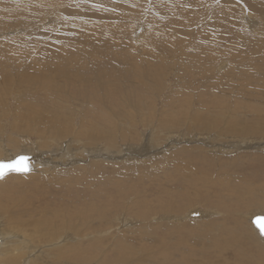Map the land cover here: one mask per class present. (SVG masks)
Instances as JSON below:
<instances>
[{
    "label": "rangeland",
    "instance_id": "374dc122",
    "mask_svg": "<svg viewBox=\"0 0 264 264\" xmlns=\"http://www.w3.org/2000/svg\"><path fill=\"white\" fill-rule=\"evenodd\" d=\"M108 1L0 0V138L19 153L11 127L25 113L17 133L63 121L60 135L81 154L0 179L1 227L30 242L28 254L5 264H121L120 248L141 244L161 251L156 264H170L201 235L223 243L227 264L264 263L246 235L263 240L249 218L264 215V0ZM110 128L136 140L150 131L153 153L138 163L123 144L107 151L101 133ZM169 133L231 152L193 143L163 152ZM44 142L39 149L54 150ZM193 208L211 216L193 219L188 238L181 222L156 218ZM68 231L73 240L62 247L78 255L52 260L43 249L61 248Z\"/></svg>",
    "mask_w": 264,
    "mask_h": 264
},
{
    "label": "bare ground",
    "instance_id": "6f19581e",
    "mask_svg": "<svg viewBox=\"0 0 264 264\" xmlns=\"http://www.w3.org/2000/svg\"><path fill=\"white\" fill-rule=\"evenodd\" d=\"M71 1V0H70ZM103 4H105L106 6H108L109 8L112 6L111 2H109L108 0L105 1V0H101ZM67 2V1H66ZM97 2V1H95ZM120 2V1H119ZM125 2V1H123ZM199 2V1H198ZM41 3V2H40ZM68 3V2H67ZM221 3V2H220ZM130 4V3H129ZM226 5V4H225ZM224 5V6H225ZM230 7H233V6H230ZM73 8V7H72ZM224 8V7H223ZM231 9V8H230ZM217 12H220V11H217ZM220 16H221V13H220ZM219 16V17H220ZM224 16V15H223ZM222 17V16H221ZM249 19V18H248ZM199 23V22H198ZM203 33V32H202ZM71 65V64H70ZM79 76V75H78ZM81 76V75H80ZM78 79V78H77ZM45 85V84H44ZM133 104V103H132ZM30 109V108H29ZM27 110V109H26ZM31 112V111H30ZM34 114V113H32ZM25 115V113H24ZM23 114H20L18 116H21L19 117V121L21 120V122H18L16 124H13V126L11 127L12 131L11 132V135L12 138L11 139H15L17 138L18 141H20V144L21 145V150L19 153H12V151L10 149L7 148V146L5 145V142L6 140L5 139H1L0 138V161H8V160H11L13 159L15 156L17 155H23V156H26L28 158V166L30 168V171L33 169L34 172H35V166L38 167V168H43V167H49V168H55V167H58V166H64L65 163H67V159L66 157H71L70 156V153H72V159H79L80 161V151L78 149H74L71 144H68L67 145V140L66 138L68 136H64V135H60V131H63L64 129H67L65 127V122L63 123V121H58L59 126L57 127H54V129L52 131H50L49 129H46L45 128V124H40V127L37 123V126L39 128L37 129H28L26 130L27 132H29L30 134V137L27 136V135H23L20 131L17 133V130H20L24 124H25V121H30L28 119V117L30 116H24ZM40 115V118H45L46 115L43 113V114H39ZM261 115V114H260ZM226 116V115H225ZM228 116V115H227ZM259 115H257V121L258 122H261L263 119L259 118L258 117ZM263 116V115H261ZM33 117V116H32ZM37 119H38V115H37ZM38 119V120H39ZM206 121V120H204ZM231 121V120H230ZM34 122V121H33ZM20 123V124H19ZM257 123V122H256ZM263 123V122H262ZM49 124H50V120H49ZM264 124V123H263ZM51 128H52V125L50 124L49 125ZM244 126L248 129L249 126L244 123ZM10 129V130H11ZM34 131H40L39 134H44V135H48V136H35V133H31V132H34ZM229 132H233V129H230ZM13 133H16V134H13ZM100 133V132H99ZM102 135L101 136H109V139L108 141L110 143H108L107 145V151L110 150L112 146H117L116 144H123V146L125 147L127 153V157L129 158H135L137 159H140L142 157V154L141 153H148V152H152L153 153V150L155 149L154 148V141L153 139H149V134H150V131H149V134L147 136H145L144 133L141 134V137L139 140H136L135 138H133L130 134L129 131H122V130H116V129H113V128H110V130L106 131V132H102L101 133ZM152 134V133H151ZM234 135H239L238 133H233ZM9 135V134H8ZM99 135V134H97ZM53 136H56V137H53ZM1 137V136H0ZM7 137V136H6ZM188 137H191V136H188ZM9 138V136L7 137ZM70 138V137H69ZM9 139V140H11ZM32 139V140H30ZM144 139V140H143ZM17 140H15L16 142L13 141V144H16L17 145ZM34 140H36V142H34ZM38 140H44L46 142L44 143H48L50 144L52 142V145L55 146L54 150L52 148L51 151H43L41 149H39V147H44V145L42 144V141L41 143H38L37 141ZM71 141V140H69ZM103 141V140H102ZM137 141V142H135ZM101 142V141H100ZM103 142H106V140H104ZM165 142L166 144H164V150L163 152H166V151H171L173 150L174 148H179V147H182L184 145H191L192 143L193 144H198L202 147H204L205 149H209V152H215V153H218V154H221V155H225L229 152H231V150L224 146V145H218V144H215V143H208V142H205L204 144H201L199 142H197L196 140H194L193 138L191 139H187V138H183V136L179 137V135H174L173 134H167L166 135V139H165ZM131 143V144H130ZM185 143V144H184ZM189 143V144H187ZM230 145L228 146H232L233 144V148H239V147H242V145H246V147H251L253 146L254 144L252 142H245L243 144H238V145H235L234 142H230L229 143ZM40 145V146H39ZM79 145V144H78ZM161 145V144H160ZM158 145V146H160ZM75 147V146H74ZM185 148V147H184ZM73 150H75L74 152H72ZM101 148H94L92 150H88L90 153H100L101 152ZM54 152L55 154V158H58L59 159V162H57L58 165H54L53 164V160L51 158H53V154L52 153ZM46 153H49L48 155L50 156H46V155H43V154H46ZM51 153V154H50ZM214 153V154H215ZM150 155V154H149ZM157 155V153H156ZM45 156V157H44ZM94 156V155H93ZM51 157V158H50ZM78 157V158H77ZM126 157V159H128ZM149 157V156H148ZM144 158V157H143ZM51 159V160H49ZM56 159V160H58ZM83 159V158H82ZM114 159V158H112ZM85 160V159H84ZM142 160V158H141ZM187 160V159H186ZM185 160V161H186ZM74 161V160H73ZM55 162V161H54ZM76 162V161H74ZM127 162V160H126ZM136 162V161H135ZM79 163V162H78ZM134 163V162H133ZM139 163V161H138ZM188 163V162H187ZM73 164V162L71 163ZM184 164V162H183ZM67 165V164H66ZM186 165V164H185ZM206 165V164H205ZM172 166V165H171ZM208 166V165H207ZM192 167V166H191ZM190 167V169H191ZM210 167V166H209ZM37 168V169H38ZM188 167H184V169L182 168V170H187ZM188 169V170H190ZM193 169V168H192ZM191 169V170H192ZM39 170V169H38ZM30 171H28L27 173H29ZM152 172V171H151ZM188 173V171L186 172ZM193 173H197V172H193ZM203 173V172H202ZM153 175V174H152ZM7 176V175H6ZM186 178V174L184 175ZM159 178V177H158ZM177 180H179L178 178H176ZM173 180V179H172ZM190 180V179H189ZM192 181V180H190ZM173 182V181H172ZM177 182V181H176ZM178 183V182H177ZM193 183V182H192ZM192 185V184H191ZM189 187V186H187ZM22 203V202H21ZM173 205V204H172ZM169 206V205H168ZM162 207V206H161ZM160 207V208H161ZM18 208V207H17ZM164 208V207H163ZM169 208V207H168ZM167 208V210H168ZM185 208V207H184ZM170 209H173L170 208ZM182 209V208H181ZM180 209V210H181ZM194 209V208H193ZM176 210V209H175ZM166 211V210H165ZM172 211V210H171ZM170 212V211H169ZM176 212V211H175ZM183 213V211H182ZM7 214H11V212H8L6 210V213L5 215ZM180 214V212H179ZM186 214V213H185ZM20 215V214H19ZM21 216V215H20ZM177 216V213L176 215H170V216H156V218L158 220H160L161 218H163L164 220H167V221H173L174 222H181L185 228H187L185 230L184 227V230L182 232V234L185 232L186 234V237L188 238L189 235H191V230L196 228L195 226L189 228L188 225L189 223H193L195 221H192L193 219L195 220V218H200V219H204V218H208L209 216H211L210 214L204 212V210L200 211L198 209H194V210H189L187 211V214L184 217H182L180 215V217H176ZM184 216V214H183ZM251 217L249 218V222L251 223V219H252V214L250 215ZM256 216V215H255ZM254 217V216H253ZM160 218V219H159ZM130 219V218H129ZM156 219V220H157ZM123 222V221H121ZM176 224V223H175ZM178 224V223H177ZM165 225V224H164ZM163 226V225H162ZM212 226V225H211ZM253 226V225H252ZM159 227V226H158ZM167 227V226H166ZM173 227V226H172ZM254 227V226H253ZM161 228V226H160ZM159 228V230H160ZM163 228V227H162ZM161 228V229H162ZM175 229V228H174ZM180 229V228H179ZM224 229V228H223ZM164 230V229H163ZM162 230V231H163ZM183 230V229H181ZM256 230V229H255ZM161 231V230H160ZM167 232H169L170 230H166ZM196 231V230H195ZM257 231V230H256ZM247 232V231H246ZM252 232H255V231H252ZM258 232V231H257ZM69 234H64V235H61L63 238H62V242H59L58 244L61 246V248L57 247V245H54V246H47L45 247V249H43L44 253H46V255L48 254V256L52 259V260H60L63 261V260H68L69 258H72V257H76L78 255L77 253V250L74 249V248H64L62 247V245H65L67 242L66 241H72L73 240V236L70 235V232L68 231ZM163 234H165L164 232H162ZM171 233V232H170ZM173 233V232H172ZM176 233V232H175ZM169 234V233H168ZM178 234H180L178 232ZM198 234V233H197ZM202 234V233H200ZM257 234L260 235V233L258 232ZM167 235V234H166ZM194 235V234H193ZM219 235V234H218ZM247 236L250 237V243L248 242L249 244V247L250 248H253L256 250H258V255H260L261 257L264 256V238L263 240L261 241H257L255 239L254 236L251 235V233H247L246 234ZM255 235V234H254ZM59 236V237H61ZM164 236V235H163ZM171 236V234H170ZM178 236V235H177ZM176 236V237H177ZM192 236V235H191ZM221 236V235H220ZM195 237V236H194ZM198 236L195 237V239L197 238ZM165 238V236H164ZM167 238V237H166ZM171 238V237H169ZM168 238V239H169ZM185 238V237H183ZM213 238V237H212ZM260 238V237H259ZM261 238V239H262ZM69 239V240H68ZM78 239H80V237H78ZM163 239V238H162ZM198 239H200V242L198 241ZM244 239V238H243ZM160 241V240H159ZM170 241V240H169ZM194 240H188V242H184V243H189L190 246L186 247V245H183L180 249H181V252L179 250L178 252V257L176 259H174L172 262H169V256L166 254H162L164 256H161L160 260L161 261H164V262H169L170 264H227L226 261H224L222 258L219 259V255L222 253L221 249H225V246L222 247L223 243H219L218 241L216 242H213V240H208L207 237L205 235H201L200 237L197 238L196 241ZM201 241H204L205 244L209 245L210 247L208 246H204L202 244ZM221 241V240H220ZM79 242V241H78ZM213 244H212V243ZM56 243V242H55ZM160 243V242H159ZM168 243V241H167ZM192 243V244H191ZM29 244L30 242L28 240H25V237L22 238L20 234L18 233H12L10 230L6 229L5 226L2 225L1 227V224H0V264H5L7 262H16L18 259H20L21 257L25 256V254L27 253V250H28V247H29ZM72 244V243H71ZM166 244V243H165ZM161 245V244H160ZM182 245V244H181ZM123 248L120 250H122V252H119L118 254H122L123 253V256L124 257V260H117L118 258H116V261H119L121 264H156V260L153 258V255H155L154 253H159L161 251H157L156 249H153L152 251L151 250H147L148 252H142L144 251L143 249H145L144 247H146L145 245H140L139 247L135 248V247H132V246H122ZM154 247V246H153ZM157 247V246H156ZM159 247V246H158ZM161 247V246H160ZM170 247V246H169ZM172 247V246H171ZM179 247H180V244H179ZM258 247V249H257ZM148 248V247H147ZM162 248V247H161ZM163 249V248H162ZM142 250V251H141ZM184 252H183V251ZM42 251V252H43ZM176 251V250H175ZM30 252V251H29ZM164 252V251H163ZM162 252V253H163ZM215 252V253H213ZM31 253H32V250H31ZM28 254V253H27ZM55 254V256H53ZM87 254L89 255V257H93L91 256L92 254V251H87ZM160 254V253H159ZM256 254V253H255ZM85 253H83L82 255V259H87L86 256H84ZM206 255V256H205ZM47 256V257H48ZM122 256V258H123ZM159 256V255H158ZM176 256V254H175ZM216 256L215 260H211V257H214ZM259 256V257H260ZM40 257V256H39ZM222 257V256H221ZM38 258V257H36ZM45 258V257H44ZM258 258V257H257ZM23 259V258H22ZM34 259V258H33ZM39 259V258H38ZM229 260V259H228ZM260 260V259H259ZM263 260V259H262ZM261 261V260H260ZM57 262V261H56ZM158 262V261H157ZM253 262V261H252ZM116 263V262H115ZM239 263V262H238ZM24 264V263H23ZM117 264V263H116ZM160 264V263H159ZM264 264V263H262Z\"/></svg>",
    "mask_w": 264,
    "mask_h": 264
},
{
    "label": "snow or ice",
    "instance_id": "6c2138e0",
    "mask_svg": "<svg viewBox=\"0 0 264 264\" xmlns=\"http://www.w3.org/2000/svg\"><path fill=\"white\" fill-rule=\"evenodd\" d=\"M27 157H19L15 161L3 162L0 161V179H3L10 172H28L30 168L27 164ZM257 223H261V221H257ZM261 235H264V228L261 230Z\"/></svg>",
    "mask_w": 264,
    "mask_h": 264
},
{
    "label": "water",
    "instance_id": "95a60500",
    "mask_svg": "<svg viewBox=\"0 0 264 264\" xmlns=\"http://www.w3.org/2000/svg\"><path fill=\"white\" fill-rule=\"evenodd\" d=\"M23 155H17L15 156L13 159L8 160V161H3V162H10V161H15L17 158L21 157ZM26 157V156H23ZM28 161V160H27ZM28 164V162H27ZM18 173V172H17ZM23 173H27V172H23ZM261 221V223H257V221ZM251 224L254 226V228L260 233L261 235V230L262 228H264V215H256L254 217H252L251 219ZM264 238V235H261Z\"/></svg>",
    "mask_w": 264,
    "mask_h": 264
}]
</instances>
